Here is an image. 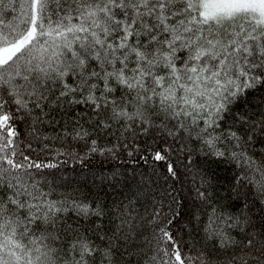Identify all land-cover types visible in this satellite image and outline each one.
Wrapping results in <instances>:
<instances>
[{
    "label": "snow or ice",
    "instance_id": "1",
    "mask_svg": "<svg viewBox=\"0 0 264 264\" xmlns=\"http://www.w3.org/2000/svg\"><path fill=\"white\" fill-rule=\"evenodd\" d=\"M0 264H264V0H0Z\"/></svg>",
    "mask_w": 264,
    "mask_h": 264
},
{
    "label": "trees",
    "instance_id": "2",
    "mask_svg": "<svg viewBox=\"0 0 264 264\" xmlns=\"http://www.w3.org/2000/svg\"><path fill=\"white\" fill-rule=\"evenodd\" d=\"M92 164L94 165L93 171L98 172L99 171V161L98 160H93ZM116 164L120 165V170L127 172L129 175H131L132 169H135L136 172L139 173H146V174H151L152 171V162L149 161L145 163L143 160H132L130 158H125L120 161H108L105 163L104 167L107 168L109 166H115ZM77 172H72L71 167L68 169L64 170L62 169L58 175H64L65 173L67 174V177L69 179H79L82 181V178L87 175L89 179V186H91V173H87V170H84V172H80V166L76 165ZM79 173V175H78ZM179 187V185H177ZM87 191V189H85ZM93 193L97 191V189L93 188L92 189ZM108 192H112V189H106Z\"/></svg>",
    "mask_w": 264,
    "mask_h": 264
}]
</instances>
